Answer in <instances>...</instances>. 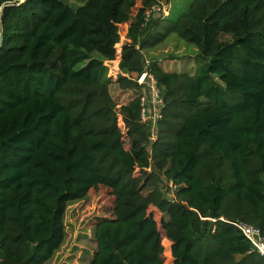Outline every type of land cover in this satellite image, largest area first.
<instances>
[{"label":"trees","instance_id":"16d2710c","mask_svg":"<svg viewBox=\"0 0 264 264\" xmlns=\"http://www.w3.org/2000/svg\"><path fill=\"white\" fill-rule=\"evenodd\" d=\"M163 3L0 0V264L50 261L67 206L99 188L112 205L88 264H264L233 225L264 235V0L146 17ZM173 33L198 51L194 75L145 65ZM144 72L164 103L154 141ZM110 84L133 97L115 103Z\"/></svg>","mask_w":264,"mask_h":264},{"label":"rangeland","instance_id":"374dc122","mask_svg":"<svg viewBox=\"0 0 264 264\" xmlns=\"http://www.w3.org/2000/svg\"><path fill=\"white\" fill-rule=\"evenodd\" d=\"M190 2L191 0H170L169 11L165 15L166 23H173L180 17ZM70 4L74 3L71 1ZM198 54L196 48L183 42L174 33L155 48L144 52L145 58L157 61L163 71L189 75H194L198 66L202 64ZM92 58L100 59L96 53L92 54ZM85 63L82 62L77 67L80 68ZM105 64L108 67L106 78H110L116 72V64L106 61ZM108 89L111 98L117 104H125L133 97L131 93L120 90L114 84H110ZM111 205L112 196L105 188L91 190L83 200L70 203L64 215V242L46 264H88L95 251L92 221L96 217H109L105 210ZM154 218L158 221L160 215L155 212ZM168 245V242L164 244Z\"/></svg>","mask_w":264,"mask_h":264},{"label":"built area","instance_id":"2783aa9c","mask_svg":"<svg viewBox=\"0 0 264 264\" xmlns=\"http://www.w3.org/2000/svg\"><path fill=\"white\" fill-rule=\"evenodd\" d=\"M21 1V0H13ZM169 10V5L163 3L161 6H153L146 12V17L151 13L158 15L160 12L166 14ZM145 65L150 64V60L144 58ZM138 83L140 85V91L138 94L140 102V120L143 124H150L151 126V139H156L155 129L156 122L161 119V109L163 107V99L156 85V80L151 73L144 72L139 77ZM238 228L243 237L251 244L252 248L264 258V235H262L260 229L257 227L247 225L245 223H233Z\"/></svg>","mask_w":264,"mask_h":264},{"label":"water","instance_id":"95a60500","mask_svg":"<svg viewBox=\"0 0 264 264\" xmlns=\"http://www.w3.org/2000/svg\"><path fill=\"white\" fill-rule=\"evenodd\" d=\"M2 44V33H1V24H0V46Z\"/></svg>","mask_w":264,"mask_h":264},{"label":"crops","instance_id":"0c3cea01","mask_svg":"<svg viewBox=\"0 0 264 264\" xmlns=\"http://www.w3.org/2000/svg\"><path fill=\"white\" fill-rule=\"evenodd\" d=\"M23 0H21V2H22ZM127 93H129V92H127ZM130 94V93H129ZM131 95H132V93H131Z\"/></svg>","mask_w":264,"mask_h":264}]
</instances>
